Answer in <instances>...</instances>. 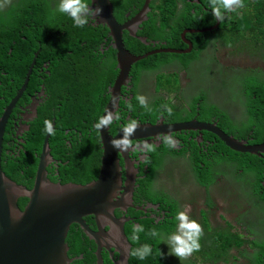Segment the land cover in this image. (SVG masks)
Wrapping results in <instances>:
<instances>
[{"label":"flooded vegetation","instance_id":"1","mask_svg":"<svg viewBox=\"0 0 264 264\" xmlns=\"http://www.w3.org/2000/svg\"><path fill=\"white\" fill-rule=\"evenodd\" d=\"M166 1H168L171 6L167 13H162V10L159 8L160 0H116V4H113L111 1L113 4V13L114 11L123 13L125 17L122 22L117 21L118 23H123L135 15L142 14L146 16V18L141 21L131 23L129 29H119L123 40V46L129 53L135 55L126 47L125 40L127 36L138 39L144 43L145 46L149 47H146V51L141 55L148 54L155 49H190L188 53H157L150 56L153 58L161 54H174L180 56L178 57L180 58V62L167 64L162 68L155 69L158 70L156 74L152 72L154 70H150L153 68H142L139 74V81H134L133 70L136 64L131 65L128 78L122 80L119 91L114 94L112 93V88L119 73L116 61L117 50L113 45V39L109 33V29L105 24L99 22V17L96 19H89V23L84 26H91L94 28L90 34L91 38L86 41H81L79 45L84 48L85 55L83 54V50H80V47H77L78 49L68 47L65 40L56 39V41H54L53 38H51L45 39L43 43L39 39L35 40L39 49L43 44L45 46H50L49 54H52L54 49H60V54L57 57L45 55L41 58L43 60L41 65L37 67V71L33 73L32 78L29 77L23 95L12 109L11 104L23 87L26 77L21 87L16 89L15 94L11 96L12 92L7 90V83L4 82V80L7 79L14 84L15 75L4 71L3 68L0 69V119L3 117L6 109L10 108L3 137L2 153L6 151L8 154L20 155L21 153L28 154V151H33L36 172L39 155L42 152L44 141L48 134L46 132L44 133V137L41 138L38 146L36 145V141L39 139L37 132L40 129L44 130L45 120H50L55 131L54 136L51 134L46 143L52 158L50 163L45 167L47 179L53 183H72L84 186L95 182L101 174L103 144L100 132L94 125L98 122L99 118L103 116L107 106L114 114H118L120 117L119 120H113L112 124L107 127L106 133L112 138L132 120L137 121L138 124H156L158 122H163L166 125L190 122L193 120L208 124L215 121L218 122L220 118L208 103L224 109L232 118L235 116L237 121L243 120V110L235 114L231 108L233 102L239 103L240 101V98H238L234 94L233 89L230 88L229 84L232 79L223 77L218 78L216 80V90H218V87H220L219 84L223 82V80H229L225 83L224 88L222 87L224 89L223 96L210 100V91L206 88H198L195 84V79L191 75L192 71L196 68H200L198 65L202 61H205V59H203V54L200 53L196 58L191 60L187 66H184L182 63L181 57L191 56L194 53L195 47L202 44L205 39L209 41L207 47L214 38L216 44H218L219 41H225L223 40L224 36H221V29L218 31L219 25H217L216 22L210 26H201L203 21L212 20L209 0ZM87 2L90 4V7H92V0H87ZM28 3L30 5L27 6ZM19 4L21 5L20 7L23 13L29 12L39 17L40 20L37 30L47 28V32H50L51 28H53L52 26H54L64 31L61 25H65V22L60 21L58 18L57 8L59 0H12L8 7L0 11V15L8 14L7 11H9L12 5ZM157 14L172 15L170 19L171 27L167 28L170 32L169 35L175 32L177 26L189 25L187 20L192 21V26L182 27L181 40L178 41L182 46H177L175 41L169 42L165 39L152 38L142 33V31L153 30L152 25L145 26L144 22L149 19V16H156ZM239 14H244V9L240 10ZM181 16L190 18L184 21V19L180 18ZM228 16L233 17V13H226L224 22L230 21L227 18ZM66 22L73 23L70 17ZM231 23H235L234 18L231 19ZM161 24L162 23L158 21L157 26H161ZM164 24L167 25V22ZM222 26L224 27V25ZM105 28H107V31ZM24 29L25 26H22L23 31ZM142 38H145V40L142 41ZM225 42H228L229 47V41ZM259 44L264 47V36L262 35L259 38ZM255 50H258L260 57L263 58L264 49L257 48ZM34 53L38 54V50L34 51ZM176 59L177 58L174 60ZM66 61L70 63V67L78 64L84 65L88 73L97 70L99 73L104 74V79L112 76V68L114 75L112 80L105 84L103 81V85L98 92H88L79 102L77 99L73 98L70 93L62 90L60 85L52 84L50 81L52 72L62 74L68 71L62 70ZM211 63L216 64V61L212 60ZM160 69H169L162 74L163 80L161 81L158 80V77H155ZM240 72L241 71H238L237 74H240ZM182 73H184L185 76H182ZM241 74L242 84H255L245 80L249 79L247 78L251 75L249 72ZM262 74L264 75V72ZM261 79L264 85V77H261ZM164 81L166 82L164 83ZM186 81H188V83H186ZM235 88L243 87L236 85ZM255 91L258 94L256 89ZM137 94H142L147 98L151 111H146L141 107L136 99ZM258 96L261 100L262 97L259 94ZM157 97H162L160 106L154 104ZM225 98L230 100L229 107H223L221 104L222 100ZM69 104L72 105L75 113L72 115L69 113L67 115L62 114L63 109L67 108ZM129 104L132 106L131 109L128 107ZM201 104H203L202 108ZM163 105H168L172 108L171 115L164 110ZM40 115H42V119H40ZM163 133L172 134L173 138L179 142L177 147H167L161 140H157L156 136L140 138L131 137L130 139L134 145L148 142L154 144L156 150L147 153H142L138 150H128L121 151L116 155L119 163V187L113 189V195L110 197V201L115 205L112 209L115 218L124 220V233L132 246L131 250L141 243V239L143 238V236H141L142 234H144L146 239L150 237L147 235L149 229L145 226L144 231L138 234L139 241L135 242L131 240L133 224L146 225L148 220L157 224L169 220V223L162 225L164 226L163 228H155L161 240L164 235L162 230L174 224L173 219L166 218L171 216V211L175 214L185 205L191 208L199 205L195 210V217L202 218V209L205 210L214 207L208 205L206 202L209 198L208 188L211 187V185L205 186L197 183V171L190 162H192L191 158L195 155L196 150H198L199 153L202 151L206 152L209 147L217 145L219 141L218 138L208 131L201 133L199 130L193 129L165 131ZM5 137H9V140L6 141V148H4ZM245 138L250 141L254 139L253 136H246ZM255 144L256 143H250V145ZM177 152L182 153L178 154ZM261 155V159L264 162V152L261 153ZM220 156H229V153L221 152ZM165 159H169L171 162L170 165L174 167H178L183 163H188L190 169L187 171H180L175 181L172 177H168L165 178L161 184H155V173L161 167ZM26 175V173H23V182L18 184L25 186L26 189H31L34 176L30 184L29 177ZM185 176H188V178L193 181L194 185L190 187L184 186L181 181ZM246 177L247 175L245 179ZM151 178L152 181H150ZM197 188L202 191L205 190L207 193L204 204H200L199 202L200 192ZM244 188H251L252 190L249 180L248 183L246 182L244 184ZM149 194H152V196H149ZM160 195L162 197H160ZM20 198H26L25 203L20 208L24 209L28 202V198ZM174 204L177 205V211H174L172 208ZM82 219L90 232H97L96 216L94 213H88L84 215ZM260 221L264 220L259 219L257 225ZM107 229L108 227L104 226V230ZM66 243L69 247L70 259L76 258L79 260V256H82L83 259L84 255L88 254L89 264H99L96 255L98 248L93 241L89 240V237L86 236L84 229L81 228L79 223L74 222L70 226ZM141 245H143V243H141ZM82 247H84L85 250L76 255L78 248ZM160 251L163 253L165 259L166 251L164 249V242H162ZM99 252L101 256L100 264H114L113 262H116L115 260L118 258V254L115 253L112 259L111 253L105 248H100ZM193 257L195 260L189 262L202 264L203 259L200 256L194 255ZM187 263L188 262H182L181 264Z\"/></svg>","mask_w":264,"mask_h":264},{"label":"water","instance_id":"2","mask_svg":"<svg viewBox=\"0 0 264 264\" xmlns=\"http://www.w3.org/2000/svg\"><path fill=\"white\" fill-rule=\"evenodd\" d=\"M97 5L102 8L99 22L106 24L117 50L116 61L119 73L112 88L113 94L119 91L122 80L128 78L131 65L157 53L182 54L190 50L155 49L148 54L133 55L123 46L119 29H129L131 23L141 21L146 16L139 14L126 20V23H118L113 16L110 0H94L92 7ZM144 40L145 38H142V41ZM36 57L37 53L33 54L25 83L12 102L11 109L26 89ZM107 107L106 109L111 111ZM9 111L10 108L6 109L0 119V264H72L78 259H70L66 239L74 222L81 225L89 240L97 246L96 255L99 264L100 248L109 251L112 259L115 253L118 254L114 264H129L131 258L129 252L132 246L124 233V220L115 218L112 213L115 205L110 201L113 189L119 187V163L116 155L121 152L112 147L110 141L121 138L122 130L113 138L107 135V127L99 130L103 144L101 174L95 182L84 186L53 183L47 179L45 167L52 159L46 144L51 134H47L39 155L33 186L31 189H26L25 186L8 177L2 169L3 137ZM199 128L216 130L250 154L257 155L259 152H264L263 141H253L256 144L250 145L245 139L223 129L215 122L208 124L193 120L170 125L163 122L139 124L132 137L157 136L165 131ZM20 197L28 198L24 209H20L18 205ZM88 213H94L96 216L97 232L95 233L90 232L82 219ZM104 226L108 229L104 230ZM79 259H82V256H79Z\"/></svg>","mask_w":264,"mask_h":264},{"label":"trees","instance_id":"3","mask_svg":"<svg viewBox=\"0 0 264 264\" xmlns=\"http://www.w3.org/2000/svg\"><path fill=\"white\" fill-rule=\"evenodd\" d=\"M113 4H116V0H111ZM207 1V0H204ZM112 4V5H113ZM30 5L29 3L27 6ZM33 5V4H31ZM21 5H12V7L7 11L8 15L3 16L0 15V69L3 68L4 71L9 72L10 74L15 75V83L12 84L7 79L4 80V82L7 83V90L9 92H12L11 96L15 94V90L20 88L22 83L25 80V77L27 75V70L30 65L32 51H37V58L34 65V68L32 70V73L30 75V78H32L33 73L37 71V67L41 65L42 63V57L45 55H51L52 57H57L60 54V49H54L52 51V54H49L50 46H45L42 44V46L38 47L36 45L35 40L39 39L42 43L45 39H51L53 38L54 41L56 39L65 40L68 47L78 49L77 47H80V50H83V54L85 55V50L82 46H79L81 41H86L91 38L90 34L91 31L94 29L91 26L84 27V28H78L74 26V23L72 22H66L68 20V16L66 14L60 13L58 11V18L60 21H64L65 25H61L63 30L58 27L51 28L50 32H47V28H43L42 30H37L39 17L37 15H32L29 12L23 13L20 7ZM248 12H246L243 16L239 17L237 12L233 13V17L228 16V22H223L222 25H227L231 23V19L234 18V22L237 23L240 27L244 29L250 28L252 30V33L255 36H264V0H258L254 3L253 7L248 5ZM159 8L162 10V13H167L169 9L171 8L170 3L166 0H160ZM11 15L14 17H11ZM114 17L118 22H122L125 17L123 13H117L114 11L113 13ZM211 16L214 18L213 14ZM20 18V19H19ZM172 18L171 14H157L156 16H149V19L145 20L144 25L145 26H153V30H146L145 32L142 31L143 34H146L147 36H150L152 38H160L165 39L167 41H175L177 46H182L178 42L181 40V32L183 31V26H192V21L187 20L190 17L181 16L180 18L187 20L189 25H183V26H177V29L173 34L169 35V30L167 28H170V19ZM212 18V19H213ZM158 21H160L162 24L161 26H157ZM167 22V25L164 24ZM215 20L210 21H203V24L201 26H209L213 24ZM21 23L25 26L24 31L22 30ZM29 23V26L26 24ZM78 28V29H77ZM107 31V28H105ZM26 35L28 37V40L23 39L21 36ZM152 35V36H151ZM55 38V39H54ZM256 38V37H255ZM54 43V42H53ZM209 41L205 39V41L202 44H199L195 47L194 53L191 56L181 57L182 63L184 66H187L191 60L196 58L200 53H202L203 49L206 45H208ZM126 47H128L132 53L135 55H141L146 51V47L144 43H142L140 40L135 39L133 37L127 36L125 40ZM95 45V44H94ZM97 47V46H95ZM60 48V47H59ZM149 48V47H148ZM49 57V56H47ZM180 56L177 55H170V54H161L159 56H154L153 58L150 57V59H144L138 63H136L133 74H134V81H139V74L140 70L142 68H153L150 70H155L162 68L163 66L167 64H171L172 61L175 58H178ZM264 58V57H263ZM59 70V68L57 67ZM257 68H250L249 72L251 75H249V80L251 83H255L254 89L257 90L258 94L262 97L260 100L259 96L256 95L249 98L248 100V108L250 105V111L251 116L250 118L244 123L243 130L246 132L253 131V134L258 137L259 139H262V135H264V85L262 84V79L264 75L262 74L264 72L263 70H256ZM64 71H67L62 74H57L55 72H52V77L50 79L52 84H58L60 85V88L72 95L73 98L77 99L79 102L81 101L82 97L87 94L88 92H98L100 87L110 80H112L114 71L112 68V76L104 79V74L99 73L97 70L88 71L86 70L84 65H74L70 67L69 62L64 63L63 69ZM261 71L262 73H258ZM89 74V77H88ZM0 77H1V71H0ZM1 79V78H0ZM159 81L163 80V75L158 79ZM250 90V89H249ZM251 91V90H250ZM253 93V92H252ZM254 94V93H253ZM162 97H157L155 103L158 104L157 106H160L161 103L157 102ZM74 114V110L72 108V105L69 104L67 108H64L62 111V114ZM177 115V114H175ZM40 119H42V115H40ZM221 121L227 124H231L232 121L228 117H222ZM45 131L43 129L38 130L37 136L38 140L36 141V145L39 146V141L41 138L44 137ZM54 136V134H52ZM9 140V137H5L4 140V148H6V141ZM221 152L229 153V156H223L221 157ZM182 153V152H177ZM208 154L211 155V159L214 161L215 164H219L221 162L227 163V164H236L239 168L243 169L244 172L251 173L255 176L256 180H249V183L251 185H254L257 189L262 190L259 204L257 205L259 210L262 212V220H264V186L261 185V181L263 178L264 173V162L263 160L252 154H236L232 151H230L228 148H225L221 143H217V145L213 146L212 148L208 149ZM196 161V165L200 166L201 162L206 164L205 161V154L202 156L198 152V150L195 151V155L192 157ZM209 167L208 164L205 165V168L201 173H197V176H201L203 178L204 183H209L211 179H213L214 176H211L207 168ZM2 169L6 173L8 177H10L12 180L16 181L17 183H22V176L23 173H26L27 177H29L30 184L32 183V178L34 176L35 172V161L33 158V151H28V154H8L6 151H3L2 153ZM23 172V173H22ZM160 197H162L160 195ZM26 198H20L18 201L19 207L21 208L23 204L25 203ZM173 210L177 211V205H173ZM170 221L167 220L164 223H152L149 220L146 222V225H143V227L147 226L148 229L152 228H163V224L169 223ZM143 238L141 239V243L143 244H149L152 247V254L148 256L144 260H140L136 257L131 258L130 264H167L166 259H164L163 255H159V252L162 247V242L159 237H149L146 239L144 237V234H142ZM211 236L216 238V233H213ZM245 240H242L240 237H234V239H225V242L221 246L218 247L216 251L211 249V252L208 255H205L204 253V259L202 262L204 264H215L214 260H218L221 256H224V260L228 261L227 257L232 249L237 248L240 249L243 244H245ZM141 243L136 246L135 248H138L141 246ZM201 244V243H200ZM202 246V245H201ZM255 247L257 248V251L255 252L254 256L248 259V264H264V237L261 239L260 243L255 242ZM84 247L78 248V252L76 255H78L80 252L84 251ZM202 248L196 252L197 256H200L202 258ZM220 251V253H219ZM204 252V251H203ZM217 256V258H216ZM251 256V255H250ZM88 254L84 255L83 259H79L74 261L72 264H89L88 261ZM86 262V263H85ZM187 264H196L195 262H188Z\"/></svg>","mask_w":264,"mask_h":264},{"label":"rangeland","instance_id":"4","mask_svg":"<svg viewBox=\"0 0 264 264\" xmlns=\"http://www.w3.org/2000/svg\"><path fill=\"white\" fill-rule=\"evenodd\" d=\"M251 6L253 7V4ZM6 15L8 14H5L3 16ZM11 17L13 16L11 15ZM212 18L213 17L211 16V19ZM212 20H215V22L217 23V20L215 18H213ZM215 22L213 24H215ZM26 25L29 26V23H27ZM217 25H219L218 31H220L221 29V36H224L223 40L229 41L230 46L228 47V42L225 41H219L218 44H216L215 38L212 39L209 46L207 47L206 45L205 48H207H204L205 50L203 49L202 51L203 59H205V61H202L198 65L200 66V68H196L195 70H193L191 75L195 79V84L198 88H206L210 91V100H213L216 97L220 98L223 96L224 85L229 80H223V82L219 84L220 87H218V90H216V80L218 78L223 77L232 79L229 84L230 88H232L234 94L238 98H240V101L239 103L233 102L231 108L235 114H238L243 110L242 116H244V119L241 121H237L235 116H233V119L231 115L224 109L209 104L206 98L208 105L212 107L213 111H215L216 115L220 118L218 119V122L215 121V123L223 129L228 130L231 133L245 139L246 141H248V143H253V141H264V135H262V139H259L253 134V131L246 132L243 130L244 123L251 116L250 105L248 108V99L253 96L256 97V95L258 94L254 89V85H246L241 83V73L249 72V69L254 67L257 68L256 70L264 69V58H261L259 55V51L255 50L257 48L264 49V47L254 44V41L250 36V32H246V37L244 38V32L237 29L235 23H230L224 25L223 27L222 23L218 20ZM21 26L24 25L21 23ZM21 37L25 40H28V37L26 35H22ZM31 54L32 61L33 54H35L34 51H32ZM212 60H215L216 64L211 63ZM175 62L179 63L180 58H177L172 63ZM168 70L169 69H160L155 77H158L159 79L162 74L167 72ZM157 71L158 70H154L152 72L156 74ZM238 71H241L240 74H237ZM258 73L262 72L259 71ZM182 76H185V74L182 73ZM245 80L251 82L249 79ZM165 82L166 81H164V83ZM186 83H188V81H186ZM236 85H239L243 88H235ZM157 102L162 103V99ZM154 104L156 106L158 105L156 103ZM221 104L223 107H229L230 100L228 98H225L222 100ZM202 107L203 104H201V108ZM224 116L228 117L232 121V123L227 124L221 121V118ZM193 130H199L201 133H203L204 131L212 133L218 138L219 143L236 154H250L233 143L232 140L223 136L214 129L209 130L205 128H199ZM246 136H253L254 139L250 141L245 138ZM261 153L263 152H259L256 156L261 158ZM203 154H205L206 164L209 165L207 170L209 171L210 175L214 177L209 183H204L203 178L196 175L197 183L205 186L211 185V187L208 188L209 198L206 202L208 205L214 207L207 208L205 210L202 209V218L195 217V210L199 205L195 206L194 208L185 205L178 211L186 210L187 208L189 216L192 219L197 220V222L200 223L203 227L204 234L200 239V243L202 245L201 248L204 251H202L201 253L202 259H204V253L205 255H208L211 252L210 248H213V250L216 251L218 247L221 246L223 242H225V239L233 240L234 237H240L246 242L240 249L234 248L231 250L227 257L228 261H225L224 256H221L218 260L215 259L214 262L215 264H248V259L253 257L255 252L257 251L255 242L260 243L261 239L264 237V221H260L257 225V221L262 218V212L257 206L259 204L262 190L257 189L254 185H251L252 190L251 188H244V184L246 182L248 183V180H256L253 174L244 172V170L239 168L236 164H225L224 162L215 164L211 159V155L208 154V150L206 152H200L201 156ZM191 160L192 162L190 163L193 165L197 173H201L206 164L201 162V165L197 166L195 159L191 158ZM170 163L171 162L169 159H165L163 161L161 167L155 173V184H161V182L168 177H172V179L175 181L180 171H187L190 169L188 163H183L178 167L171 166ZM246 175L247 177L245 179ZM150 181H152V178L150 179ZM261 182V185L264 186L263 178ZM181 183L186 187L194 185L193 181L188 178V176H185ZM197 189L200 192L199 202L200 204H204L207 193L205 190L202 191L199 188ZM149 196H152V194H149ZM170 214L171 216L166 218L173 219L174 224L162 230L164 239H166L171 233H173L176 230L177 226V221L175 220L176 213L173 214L171 211ZM213 233H216V238L211 236ZM164 249L166 251L165 259L167 264H181L182 262L195 260L193 255H196V252H194L188 259L181 262L178 257L169 254V245L167 243H164ZM202 264L204 263L202 262Z\"/></svg>","mask_w":264,"mask_h":264},{"label":"clouds","instance_id":"5","mask_svg":"<svg viewBox=\"0 0 264 264\" xmlns=\"http://www.w3.org/2000/svg\"><path fill=\"white\" fill-rule=\"evenodd\" d=\"M258 0H209L212 14L216 20H219L221 23L225 20V14L237 12L239 17L243 16L248 12V5H254ZM12 0H0V11H3L6 7L11 4ZM94 0H92V3ZM111 2V1H110ZM112 4V3H111ZM244 9V14H239L240 10ZM57 10L60 13L66 14L69 16L74 26L84 27L89 23V19H96L100 17L102 13V8L97 5L96 7H90V4L87 0H59ZM22 11V10H21ZM23 12V11H22ZM113 12V6H112ZM114 16V15H113ZM117 21V20H116ZM102 23V22H100ZM105 24V23H103ZM237 29L244 32L246 37V32H250V36L254 41L255 45L259 44L260 36H255L252 33L250 28L244 29L235 23ZM106 25V24H105ZM256 37V38H255ZM243 38V39H244ZM31 64V63H30ZM34 68V67H33ZM32 73V72H31ZM136 99L138 100L141 107L146 111H151V108L148 105L147 98L142 94H137ZM131 109V104L128 105ZM164 110L168 112L169 115L172 113V108L168 105H163ZM120 117L118 114H114L110 110H105V115L101 116L98 122L94 125L97 130H101L105 127H108L112 124L113 120H119ZM44 131L48 134H54V128L50 120L44 121ZM139 127L137 121H129L122 128V136L119 139H112L110 144L112 147L119 151H140L142 153L154 152L156 150L154 144L148 142L133 144L130 139L134 134L136 129ZM157 140H161L167 147L175 148L178 145L172 134L170 133H161L157 134ZM147 160V157L145 156ZM175 220L177 221L176 230L171 233L166 239L161 238V242L167 243L169 245V254L175 255L182 262L188 259L194 252H198L201 249L200 239L203 236V227L197 220L192 219L188 210H181L176 213ZM144 231L143 225L133 224L132 226V236L131 240L138 242L139 233ZM147 235L151 237H158L159 233L155 228H152L148 231ZM152 254V247L149 244H143L138 248H134L129 252V255L136 257L140 260L146 259ZM159 255H163L162 252H159ZM194 256V255H193Z\"/></svg>","mask_w":264,"mask_h":264},{"label":"bare ground","instance_id":"6","mask_svg":"<svg viewBox=\"0 0 264 264\" xmlns=\"http://www.w3.org/2000/svg\"><path fill=\"white\" fill-rule=\"evenodd\" d=\"M122 43H123V40H122Z\"/></svg>","mask_w":264,"mask_h":264}]
</instances>
